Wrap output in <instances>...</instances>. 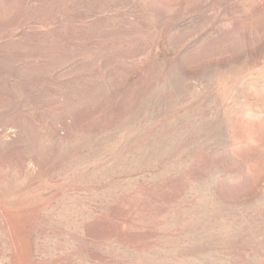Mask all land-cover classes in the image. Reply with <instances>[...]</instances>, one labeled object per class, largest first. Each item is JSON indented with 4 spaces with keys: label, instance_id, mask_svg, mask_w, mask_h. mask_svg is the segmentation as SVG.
<instances>
[{
    "label": "rangeland",
    "instance_id": "374dc122",
    "mask_svg": "<svg viewBox=\"0 0 264 264\" xmlns=\"http://www.w3.org/2000/svg\"><path fill=\"white\" fill-rule=\"evenodd\" d=\"M0 264H264V0H0Z\"/></svg>",
    "mask_w": 264,
    "mask_h": 264
}]
</instances>
